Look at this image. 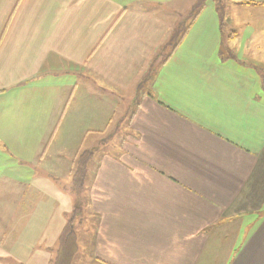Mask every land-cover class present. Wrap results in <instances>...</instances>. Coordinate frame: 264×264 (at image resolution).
<instances>
[{
  "label": "crops",
  "instance_id": "0c3cea01",
  "mask_svg": "<svg viewBox=\"0 0 264 264\" xmlns=\"http://www.w3.org/2000/svg\"><path fill=\"white\" fill-rule=\"evenodd\" d=\"M201 1L0 0V264L88 151L71 264H264V0Z\"/></svg>",
  "mask_w": 264,
  "mask_h": 264
},
{
  "label": "trees",
  "instance_id": "16d2710c",
  "mask_svg": "<svg viewBox=\"0 0 264 264\" xmlns=\"http://www.w3.org/2000/svg\"><path fill=\"white\" fill-rule=\"evenodd\" d=\"M220 2V0H218ZM203 5L205 0L201 1ZM200 5V6H201ZM200 8H198L199 10ZM92 155V151L85 152L81 155L78 171L75 176L74 185L77 190H82L84 177L86 175V165ZM81 192V191H80ZM79 192V193H80ZM82 216V209L77 205L74 209L72 217L67 222L60 236V246L54 264H71L74 255L78 250L77 236L74 227V221Z\"/></svg>",
  "mask_w": 264,
  "mask_h": 264
},
{
  "label": "rangeland",
  "instance_id": "374dc122",
  "mask_svg": "<svg viewBox=\"0 0 264 264\" xmlns=\"http://www.w3.org/2000/svg\"><path fill=\"white\" fill-rule=\"evenodd\" d=\"M222 1V0H221ZM230 2L234 0H228ZM222 2H227V0L222 1ZM219 7V5H218ZM251 12V16L253 17V20L255 18L263 16L262 12L259 11V7L252 6L251 9H248L247 11L243 12L242 15L247 16ZM258 20V19H256ZM259 21V20H258ZM113 105V103H111ZM115 127V124L111 126L109 129V133L105 134V145L110 144L112 142L113 135H112V130ZM127 135V134H125ZM122 137H120L121 139ZM94 141V140H93ZM104 141L102 143H104ZM75 181V179H74ZM67 183H63L62 185H65ZM73 185H76L75 183ZM75 187V186H74ZM75 202L72 199H70V195H66L64 193L59 194V198L57 196L56 198V213H55V219L56 223L61 225L62 228L66 225V223L69 221V219L72 217L74 209L77 205L81 207L82 210L88 209L87 205L85 203V196H84V191L83 190H77L74 188L73 190ZM81 191V192H80ZM80 192V193H79ZM89 214L86 213V218L89 219ZM75 264H91L90 262V256L88 254L81 256L80 259H77Z\"/></svg>",
  "mask_w": 264,
  "mask_h": 264
}]
</instances>
